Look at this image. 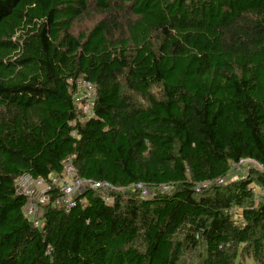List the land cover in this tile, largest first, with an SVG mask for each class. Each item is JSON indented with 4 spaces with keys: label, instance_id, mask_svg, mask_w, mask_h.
Returning a JSON list of instances; mask_svg holds the SVG:
<instances>
[{
    "label": "trees",
    "instance_id": "1",
    "mask_svg": "<svg viewBox=\"0 0 264 264\" xmlns=\"http://www.w3.org/2000/svg\"><path fill=\"white\" fill-rule=\"evenodd\" d=\"M66 163L90 186L34 228L16 181ZM189 255L264 264V0H0V264Z\"/></svg>",
    "mask_w": 264,
    "mask_h": 264
},
{
    "label": "built area",
    "instance_id": "2",
    "mask_svg": "<svg viewBox=\"0 0 264 264\" xmlns=\"http://www.w3.org/2000/svg\"><path fill=\"white\" fill-rule=\"evenodd\" d=\"M78 84L80 88H85L86 92L83 98L76 96V101L78 103L82 100L87 102L88 95L91 99V106L94 97L93 87L89 83L85 82H78ZM245 163L254 166L249 168H261L260 165L251 159H241L239 162L231 165L229 174L225 178L219 180L218 183H226L232 174H238L240 172V169ZM16 185L17 191L26 198V205L24 207L25 217L30 220L31 225L34 228H42L44 222L40 218V207L48 199L46 195L51 186L58 187L61 194V197L56 199L53 205H56L59 208L64 207L67 211L74 205L76 195L80 194L85 187L90 186V183L77 177L72 166L69 163H66L64 171L61 174L51 175L48 180L32 178L29 175H22L17 179ZM91 187L101 189L102 192H105L104 194L115 191V188L108 183H93L91 184ZM141 195H147L145 189L141 191ZM106 200L108 199L106 198Z\"/></svg>",
    "mask_w": 264,
    "mask_h": 264
},
{
    "label": "rangeland",
    "instance_id": "3",
    "mask_svg": "<svg viewBox=\"0 0 264 264\" xmlns=\"http://www.w3.org/2000/svg\"><path fill=\"white\" fill-rule=\"evenodd\" d=\"M90 21H91V17H86L85 19L77 21V23H75V25H74L75 31L76 32H80V31L85 30L86 28L90 27L91 26L90 25V23H91ZM85 92H86V89L85 88L83 89L81 87V89H79V92H78L77 96L79 98H83L84 95H85ZM87 97H88V100H87L86 103L79 102V105H78L79 108L81 109V112L83 114H85V115H87L89 113V107H90V102H91L90 96L87 95ZM249 167H254V166H251L248 163H245L243 165V167L240 169V172L238 174H232L230 176V178L227 180V182H230L232 180H236V179H238L240 177L245 176ZM257 192H258V190H256V194H257ZM195 258L196 257L194 255H189V257L186 259V262L187 263L197 264L196 260H194ZM237 264H255V263L249 256H244V257H241V258H239L237 260Z\"/></svg>",
    "mask_w": 264,
    "mask_h": 264
}]
</instances>
